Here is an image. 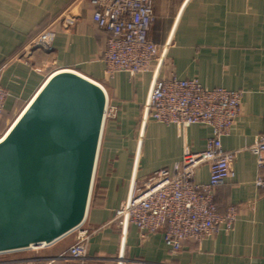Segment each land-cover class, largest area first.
I'll list each match as a JSON object with an SVG mask.
<instances>
[{
    "label": "crops",
    "instance_id": "1",
    "mask_svg": "<svg viewBox=\"0 0 264 264\" xmlns=\"http://www.w3.org/2000/svg\"><path fill=\"white\" fill-rule=\"evenodd\" d=\"M150 36L160 52L150 70L108 76L101 52L107 33L92 19L90 0H0V86L7 96L0 125L19 113L54 70L70 68L98 82L113 112L104 118L91 194L83 225L102 226L91 235L83 264H264V190L255 185L254 155L244 149L264 135V0H152ZM51 29V49L31 48L33 37ZM27 61V62H26ZM196 77L203 87L242 91L239 114L221 139L240 150L233 177L215 189L220 213L236 209L230 231L220 230L181 250L166 248L160 231L141 236L134 225H105L134 180L172 170L186 150L204 148L210 127L185 128L144 118L143 105L155 77ZM207 164L195 179L206 182ZM105 225V226H104ZM73 233L51 244L54 256Z\"/></svg>",
    "mask_w": 264,
    "mask_h": 264
},
{
    "label": "built area",
    "instance_id": "2",
    "mask_svg": "<svg viewBox=\"0 0 264 264\" xmlns=\"http://www.w3.org/2000/svg\"><path fill=\"white\" fill-rule=\"evenodd\" d=\"M90 2L93 22L107 33L101 52L107 75L123 71L132 76L149 71L151 61L160 54L150 36L153 1ZM53 36L51 29L44 30L31 39L25 52L36 47L49 51ZM6 96V90L0 86V120ZM241 96L242 91L237 89L203 87L196 77H155L143 105L144 118L181 128L202 123L210 127L211 133L202 150H186L172 170L160 168L141 183L134 180L128 197L113 210L105 225L116 226L123 232L131 224L141 236L160 231L172 253L181 250L185 241L199 242L220 230L230 231L236 209L230 205L220 213L214 194L218 185L234 175L232 162L240 150H224L221 139L239 114ZM111 112L113 108L106 105L105 115ZM244 149L255 157V185L264 190V135L256 136ZM204 163L209 176L206 182H199L195 172ZM83 222L70 232L74 234L73 242L63 252L54 256L8 257L0 259V264H83L91 235L102 227L88 228Z\"/></svg>",
    "mask_w": 264,
    "mask_h": 264
},
{
    "label": "water",
    "instance_id": "3",
    "mask_svg": "<svg viewBox=\"0 0 264 264\" xmlns=\"http://www.w3.org/2000/svg\"><path fill=\"white\" fill-rule=\"evenodd\" d=\"M106 105L101 84L60 68L0 136V254L51 245L84 221Z\"/></svg>",
    "mask_w": 264,
    "mask_h": 264
},
{
    "label": "rangeland",
    "instance_id": "4",
    "mask_svg": "<svg viewBox=\"0 0 264 264\" xmlns=\"http://www.w3.org/2000/svg\"><path fill=\"white\" fill-rule=\"evenodd\" d=\"M17 116V113L12 114L10 117H7L5 121L1 124L0 128V136L5 132V130L9 127L11 122L14 120V118ZM52 245L45 246L44 248L37 249V250H28V251H22V252H10V253H3L0 254V259H5L8 257H18V256H29V255H35V256H45L48 254L51 250Z\"/></svg>",
    "mask_w": 264,
    "mask_h": 264
},
{
    "label": "trees",
    "instance_id": "5",
    "mask_svg": "<svg viewBox=\"0 0 264 264\" xmlns=\"http://www.w3.org/2000/svg\"><path fill=\"white\" fill-rule=\"evenodd\" d=\"M1 126V125H0ZM1 128V127H0Z\"/></svg>",
    "mask_w": 264,
    "mask_h": 264
}]
</instances>
